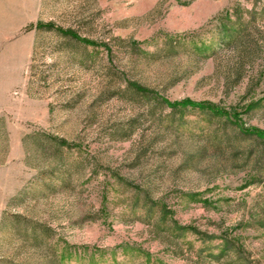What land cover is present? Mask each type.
Returning a JSON list of instances; mask_svg holds the SVG:
<instances>
[{"label":"rangeland","instance_id":"374dc122","mask_svg":"<svg viewBox=\"0 0 264 264\" xmlns=\"http://www.w3.org/2000/svg\"><path fill=\"white\" fill-rule=\"evenodd\" d=\"M0 264H264V0H0Z\"/></svg>","mask_w":264,"mask_h":264},{"label":"trees","instance_id":"16d2710c","mask_svg":"<svg viewBox=\"0 0 264 264\" xmlns=\"http://www.w3.org/2000/svg\"><path fill=\"white\" fill-rule=\"evenodd\" d=\"M63 32H64V33H68V34H70L71 36L76 37V38H78V39H82V40H84V41H86V42H89V41H88L89 39H87V38H85V37H80V36H78V35H77L75 32H73L72 30H64ZM128 84H129L130 86H132L133 88H135L136 90H138V91H142V92H144V91L147 90V89H146L145 87H143L142 85L136 84V83H134V82H130V83H128ZM247 131H248V130H247ZM165 216H167V215H165ZM168 218H169V222H170V224H171L172 227H174V228H178V229H180V230H184V231H186V230H190L191 232H193V233L199 235L200 237H204L202 231H201L200 229H198L196 226H194V225H189V224L181 225V224L177 223L176 220H175L173 217H168Z\"/></svg>","mask_w":264,"mask_h":264}]
</instances>
